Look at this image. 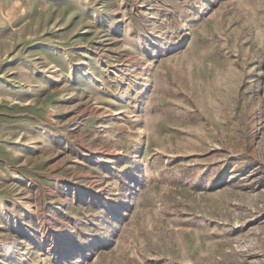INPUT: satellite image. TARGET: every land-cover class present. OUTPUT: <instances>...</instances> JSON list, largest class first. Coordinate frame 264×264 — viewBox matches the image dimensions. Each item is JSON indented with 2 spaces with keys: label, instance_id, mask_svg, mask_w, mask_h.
Instances as JSON below:
<instances>
[{
  "label": "rangeland",
  "instance_id": "rangeland-1",
  "mask_svg": "<svg viewBox=\"0 0 264 264\" xmlns=\"http://www.w3.org/2000/svg\"><path fill=\"white\" fill-rule=\"evenodd\" d=\"M0 264H264V0H0Z\"/></svg>",
  "mask_w": 264,
  "mask_h": 264
}]
</instances>
